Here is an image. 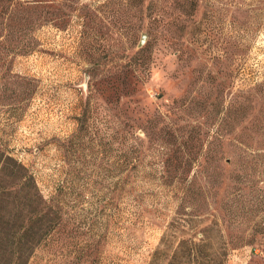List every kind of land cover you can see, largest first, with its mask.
<instances>
[{
	"label": "rangeland",
	"instance_id": "rangeland-1",
	"mask_svg": "<svg viewBox=\"0 0 264 264\" xmlns=\"http://www.w3.org/2000/svg\"><path fill=\"white\" fill-rule=\"evenodd\" d=\"M0 9V138L65 187L29 264H264V0Z\"/></svg>",
	"mask_w": 264,
	"mask_h": 264
},
{
	"label": "trees",
	"instance_id": "trees-1",
	"mask_svg": "<svg viewBox=\"0 0 264 264\" xmlns=\"http://www.w3.org/2000/svg\"><path fill=\"white\" fill-rule=\"evenodd\" d=\"M2 91L0 101L7 97ZM64 189L59 187L47 197L32 170L0 138V264H29L39 248L54 247L65 239L68 219L62 215L60 200Z\"/></svg>",
	"mask_w": 264,
	"mask_h": 264
}]
</instances>
